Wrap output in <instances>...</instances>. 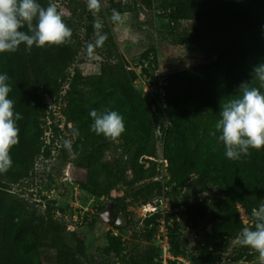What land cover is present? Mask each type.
<instances>
[{
  "label": "trees",
  "instance_id": "16d2710c",
  "mask_svg": "<svg viewBox=\"0 0 264 264\" xmlns=\"http://www.w3.org/2000/svg\"><path fill=\"white\" fill-rule=\"evenodd\" d=\"M107 1L112 10L122 12L118 2ZM38 2L44 7L51 3L50 0ZM137 2L148 9L152 0ZM158 10L171 32L179 22L188 24L176 38L179 45L207 43L211 59L165 74L160 85L163 109L157 113L150 111V104L134 89L136 75L128 69L106 28L102 34L107 39L99 48V73L82 76L73 70L69 74L79 46L72 11L68 17L62 16L73 31L70 43L33 46L31 50L21 45L15 53L0 54V74L8 75L12 87L9 98L14 100V111L23 116L17 122L19 144L10 153L12 165L6 172H0V264H43V250H54V264H75V254L64 242L63 235L68 234L77 241L71 231H66L67 225L53 217L52 207L37 214L9 189L29 176L35 158L44 147L39 119L48 113L46 99L53 97L65 81L61 114L71 125L72 166L78 173L72 176L82 191L101 197L118 183L129 187L138 185L134 196L141 197L144 204L153 186L158 191L157 183L143 182L151 179L159 166L153 125L163 121L166 126L159 133L158 141L168 182L174 187H184L188 177L195 176L199 192L208 186L220 191L222 199L215 205L218 222L209 233L202 234L195 256L177 251L170 241V253L174 257L180 256L188 264H205L212 242L234 237L243 228L237 208L249 220L252 209L264 200V149L251 150L250 155L239 160H229L223 144L210 134L215 131L221 103L237 94L242 82L259 86L253 79V68L264 63V0H163ZM142 58L147 60V54L143 53ZM153 64L154 60L140 72L156 83L157 78L149 71ZM92 109L119 112L124 117L125 132L112 139L91 131ZM114 140H119L126 153H131L122 164L119 160L103 158L104 150ZM50 143L51 139L47 144ZM141 160L146 163L145 167L140 164ZM117 206L118 198H113L112 211ZM183 208L180 218L193 227L209 210L204 201L184 204ZM129 264H154V258L149 251H144Z\"/></svg>",
  "mask_w": 264,
  "mask_h": 264
},
{
  "label": "rangeland",
  "instance_id": "374dc122",
  "mask_svg": "<svg viewBox=\"0 0 264 264\" xmlns=\"http://www.w3.org/2000/svg\"><path fill=\"white\" fill-rule=\"evenodd\" d=\"M50 2L57 4L58 11L63 17H68L69 13L73 12L72 20L76 23L74 34L79 46L68 70L69 74H72L73 70H77L82 76L99 73L100 46L89 52V45L94 44L97 38L94 24L99 22L100 32L102 33L104 28L109 31L128 69L135 73L136 79L132 85L150 104L151 112L157 113L163 107L160 85L165 74L211 59L207 43L186 45L177 43V36L187 29L188 24L179 22L176 30L171 32L158 10L163 0H152L148 9L141 7L137 0H111L112 3L118 2L122 9L121 20L118 22L111 19L113 10L107 0H101L98 14L89 10L88 0ZM70 46L73 49L74 42ZM143 53L147 54V60H143ZM153 60L154 64L150 66L149 71L157 78L156 83L140 72L141 68L147 63H153ZM65 90L66 81L53 97L46 99L48 113L39 119L44 132V147L35 158L29 176L10 185V192L24 199L37 214H41L46 207H52L53 217L67 225L66 231H71L77 241L75 243L68 234L63 235L64 242L75 254V264H129L133 257L144 251L151 253L154 264H160L161 226L165 230L169 252L170 241H173L177 251L195 256L202 242V234L209 233L210 228L218 222L215 205L222 199L220 191L216 187L208 186L199 192L195 176H189L184 187H174L168 182L164 173L165 162L161 159L156 160L159 165L156 174L143 182L158 184V191L153 186L151 195L144 203L156 208L157 212L151 216L144 214L141 197L134 196V189L138 185L129 187L124 183H118L113 190L101 197L85 193L74 181L72 175L78 173L73 170L70 146L64 144L67 140L71 145L73 139L71 125L61 114ZM165 126V121L153 125L155 147L158 146L160 150L158 135ZM50 139L51 143L47 144ZM128 155L131 153H126L122 143L114 140L104 150L103 158L108 161L119 160L122 164ZM143 159L152 160L149 157ZM140 164L146 166L143 160ZM124 179L125 181L129 179L127 169L124 172ZM113 198H118L115 211H112ZM194 201H204L209 206L207 214L197 219L196 227L179 216L183 212V205ZM106 208L111 212V220L115 221L118 218L120 225L110 226L102 221L100 215ZM254 223V217L251 215L243 224V228L254 229ZM242 229L234 237L212 242L205 264H264V259L260 258L258 252L237 241ZM54 253V250H43L42 263L54 264ZM170 256L174 258L171 253ZM180 258L187 262L186 259ZM169 262L182 264L176 260L166 261V264Z\"/></svg>",
  "mask_w": 264,
  "mask_h": 264
},
{
  "label": "clouds",
  "instance_id": "9594fccd",
  "mask_svg": "<svg viewBox=\"0 0 264 264\" xmlns=\"http://www.w3.org/2000/svg\"><path fill=\"white\" fill-rule=\"evenodd\" d=\"M89 10L99 12L101 0H88ZM111 19L121 20V14L113 10ZM101 24L96 22V40L89 45V52L102 46L107 39L100 32ZM73 31L62 19L56 3L42 6L38 0H0V54L15 53L21 45L27 50L35 47L59 46L71 42ZM254 80L242 82L237 94L221 103L219 119L215 131L210 134L221 142L229 160H239L251 154V150L264 149V63L253 68ZM12 87L9 77L0 74V172H6L12 165L10 155L19 144L18 121L23 119L14 111V100L9 98ZM91 131L106 138H119L126 130L124 117L109 109H92L89 113ZM218 134V135H217ZM65 146L70 142L65 140ZM254 229L245 227L237 236V241L259 253L264 259V200L252 209Z\"/></svg>",
  "mask_w": 264,
  "mask_h": 264
},
{
  "label": "built area",
  "instance_id": "2783aa9c",
  "mask_svg": "<svg viewBox=\"0 0 264 264\" xmlns=\"http://www.w3.org/2000/svg\"><path fill=\"white\" fill-rule=\"evenodd\" d=\"M162 96H163V92H162ZM163 109V107H161V110ZM142 209L144 211V214H148V215H152L154 213H156V208L149 204V203H146L142 206ZM238 210V215H239V218L241 219L242 221V224L245 223V218L243 217V213H242V210L238 207L237 208ZM76 218V216H75ZM81 219V218H80ZM79 219V220H80ZM77 220V219H76ZM159 250H160V264H166V261H169V260H176V261H179L181 262L182 264H188V262H185L183 259H181L180 257H172L170 256V252H169V249H168V244H167V241H166V237H165V230L163 229V227L161 226L159 228Z\"/></svg>",
  "mask_w": 264,
  "mask_h": 264
},
{
  "label": "water",
  "instance_id": "95a60500",
  "mask_svg": "<svg viewBox=\"0 0 264 264\" xmlns=\"http://www.w3.org/2000/svg\"><path fill=\"white\" fill-rule=\"evenodd\" d=\"M161 159H162L161 150L158 146H156V160H161ZM100 218L102 219V221H104L106 224H108L110 226L111 225H115V226L120 225L118 218L115 219V221L111 220V212L108 210V208H106L104 213L102 215H100Z\"/></svg>",
  "mask_w": 264,
  "mask_h": 264
}]
</instances>
